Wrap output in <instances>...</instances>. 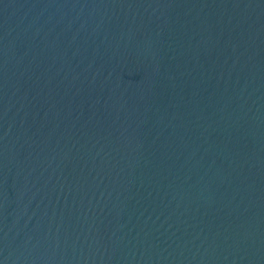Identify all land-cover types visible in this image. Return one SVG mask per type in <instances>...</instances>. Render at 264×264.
<instances>
[{"label": "water", "instance_id": "obj_1", "mask_svg": "<svg viewBox=\"0 0 264 264\" xmlns=\"http://www.w3.org/2000/svg\"><path fill=\"white\" fill-rule=\"evenodd\" d=\"M0 264H264V0H0Z\"/></svg>", "mask_w": 264, "mask_h": 264}]
</instances>
